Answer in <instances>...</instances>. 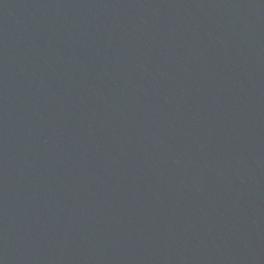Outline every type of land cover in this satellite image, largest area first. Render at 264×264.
I'll use <instances>...</instances> for the list:
<instances>
[{"label":"water","instance_id":"1","mask_svg":"<svg viewBox=\"0 0 264 264\" xmlns=\"http://www.w3.org/2000/svg\"><path fill=\"white\" fill-rule=\"evenodd\" d=\"M0 264H264V0H0Z\"/></svg>","mask_w":264,"mask_h":264}]
</instances>
